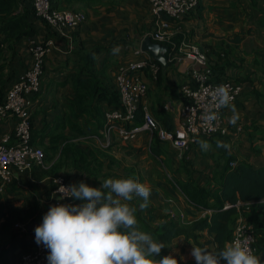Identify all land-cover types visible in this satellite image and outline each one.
<instances>
[{"label":"trees","instance_id":"1","mask_svg":"<svg viewBox=\"0 0 264 264\" xmlns=\"http://www.w3.org/2000/svg\"><path fill=\"white\" fill-rule=\"evenodd\" d=\"M94 1L98 0H91V2ZM201 1L196 11L187 15L184 19L191 18L197 12L202 17L203 9ZM53 3L54 6L59 8L55 0H53ZM35 22L36 24L38 22V24L36 25ZM41 24L46 27L44 38L54 37L56 32L43 19L36 15L32 6V0H0V102L7 89L11 86L12 81L23 71L17 73L15 64L12 70H9L10 63L16 61L15 58H18L19 45L24 39L40 35L42 30H39V26ZM243 34H236L233 38L234 44L224 45L222 43L219 49L209 45V49L206 50L201 46L208 56V64L212 70L211 79L213 81L221 82L222 80L231 79L242 83L239 79L228 75L227 69L236 68L239 65L232 55H234L239 44L243 42ZM183 36V34L176 36L175 39L179 44ZM74 46L75 48L80 47V50L75 53L73 66L68 70L66 78L60 82L62 86L71 84L73 93L75 94L70 102V114L64 111L53 119H49L48 109L40 111L38 109L32 113L33 142L42 146L45 154L61 151L62 144L68 143V140L65 141V139L69 132L71 133L76 128L84 127V125L80 126V118H85V126L91 128L90 134H99L100 129H103L104 125V111L101 107L103 102L107 103L109 108H119L121 106L120 93L115 85V80L113 82V79L107 73L109 67L108 61H104L101 67H97V59L103 50V46L84 49L81 42H78L75 37L73 48ZM73 48L72 50H74ZM257 54L264 60V47L259 49ZM69 60L70 58L67 59L65 64ZM255 61V64L261 62L258 56L255 58ZM128 62L129 60L123 63ZM27 67H24V69ZM169 68L176 69L173 63H170L166 69H163L161 66L158 79L156 80L159 87L163 86L164 75ZM146 74L150 76L148 72ZM150 78L153 79L151 76ZM192 85H195V83ZM181 87L182 85L179 88V96L183 102L185 98L181 92ZM42 93L43 84L41 92L38 95ZM243 94L244 91L235 103L239 101ZM40 113H44V116L39 123L35 119L37 114ZM152 113L165 128L168 130L175 129L176 124L173 114L164 110L162 99L154 100ZM143 119L144 111L143 104H141L135 115V123L141 124L143 123ZM214 137L224 136L214 134L210 137H199L198 140L211 141ZM194 145L196 144H191L190 148L193 149ZM257 150L255 149V151ZM150 152L156 160L161 161L167 169L171 170L172 166L167 147L157 137H154L151 142ZM220 157L225 158V163L221 168L213 171L211 184L205 186L200 184V181L195 176L197 171L194 169L191 159L186 158L181 160L182 165L172 172L171 176L167 178V182L158 183L170 195H184L188 204L196 210L211 209V214L188 224L182 223L180 218L168 217L167 214L166 218L159 224H151L149 218H143L139 214H135L140 230L151 234L153 239L165 245V248L161 250V257L169 254L171 244L176 238L180 237L192 240L196 246H206L210 251H217L230 242L235 223L240 215H243L249 223H253L257 229V241L254 244L257 256L259 257L260 252H264V166H255L243 160L238 162L235 167H231L230 163L237 158L223 147H221ZM45 158H47V155ZM61 158L48 168L35 167L32 172L33 178L41 181L48 176L64 175L70 181L66 170L76 165V158L72 159L71 162L62 160ZM96 160L84 163V168H89ZM180 172L185 173L184 179L180 178ZM109 175L112 174L108 173L103 176ZM30 186L35 185L31 184ZM54 188L55 184L52 179L50 189L54 190ZM20 190L21 187L16 182H13L6 187L4 193L0 194H5V197H8L20 194ZM238 201H242L246 205L242 206L240 210L237 207L224 208L226 203H237ZM75 202L80 203V201ZM155 208L156 206H152V208L147 207L144 210L153 209L155 212ZM0 218L3 219L0 226V235H4V237L0 238V264H13L10 255L15 253L19 248H26L31 245L30 248L22 251L21 254L29 251L33 242L29 238V231H23L19 228L16 230L14 228L15 224L18 222L27 223L31 218L33 222H40L39 224H41L43 208L39 201L36 200V196L31 194V198L26 200V204L23 207L11 206L6 202L0 203ZM202 232H207L210 235L209 240L201 241ZM211 244L214 245L213 249L210 248ZM18 261L19 258L15 264ZM261 264H264V260H261Z\"/></svg>","mask_w":264,"mask_h":264},{"label":"crops","instance_id":"2","mask_svg":"<svg viewBox=\"0 0 264 264\" xmlns=\"http://www.w3.org/2000/svg\"><path fill=\"white\" fill-rule=\"evenodd\" d=\"M55 2L60 9L80 10L87 14V21L72 31L73 42L74 37L75 39L77 38V41L81 42L84 49L103 46V50L97 59V67H101L104 61H108L109 67L107 73L111 76L113 82L115 71L119 64L136 58L133 54V49L141 46L144 35L153 28V16L151 14L149 0H98L94 2H91V0H55ZM201 5L203 9L202 17L197 12L192 15L191 18L181 21L182 30L187 40L196 42L198 45L200 44L196 39L204 40V43L201 42L202 45H200V47L203 46L208 50V46L211 45L219 49L221 48L222 43L224 45L234 44L233 38L236 34L244 33L243 42L239 44L234 55H232L236 60V63L239 64V67L237 66L236 68L233 67L227 69L228 75H231L235 79H239L240 82H242L244 89V94L239 101L230 105L225 112V122L229 129L228 134L223 135V138L214 137L211 141H207L210 144V148L207 151L202 150L200 145L195 143L196 145H194L195 147H193V149L189 148L182 153L169 142H163L167 147L170 163H172L171 170L166 168L167 172H169V176H171L173 170L181 166V162L177 157L182 156V159H191L194 169L197 171L195 174L196 178H198L201 185L205 186L211 184L213 171L221 168L225 163V158L220 157L221 147H217V141H222L230 146L228 149L223 148L236 156V163L244 160L255 166H264V162L258 165L254 164L252 161L254 160L253 156L256 157L261 153L262 148L258 144L259 141H264V123L261 122V119L264 118V60H262V57L257 54V51L264 47V0H202ZM242 14H244V16H242ZM209 15H212L215 18L213 24L210 26L215 25V28H220L222 31L220 34L224 35V37L216 38L213 35L204 32V29H206V27H203L204 21L212 18L208 17ZM242 18L244 22L251 24V28L248 31L242 29L244 26L246 28V24H244L243 21H239ZM235 20L236 26L239 25V31L244 32L237 33L235 31L232 33L231 29L234 28L233 22ZM45 28L46 27L41 24L39 26V30H42L41 34L34 38L41 41L44 40V34H46ZM194 37H196V39ZM50 38H54L56 47L46 60L45 72L42 77L43 93L39 95L40 103L34 110L39 109L40 111L48 109V117L49 119H52L50 114L52 112L58 113L57 108L54 107L56 102L60 103L63 98L68 99L69 97V102L64 108L67 109L63 110L70 114V102L75 94L73 93L71 84L62 86L60 82L66 78L68 70L73 66L75 53L80 50V47L75 48L74 46V50H70L67 39L57 33H55L54 37ZM31 39L32 38L24 39L18 47V58H15L16 61L14 62L15 67H17L15 68L17 73L24 70V67L29 66L31 63L32 57L27 49V44ZM247 39L250 41L258 40L257 42L260 47L254 48L255 44H253V42L245 43ZM116 45L121 46L120 51L113 54L112 49ZM257 56L261 60L259 64H255V58ZM68 58H70V60L65 64ZM173 65L176 69L169 68L167 70L164 75L162 87H159L157 81L151 79L147 74H143L142 77L148 82V85L149 82L151 83L149 86V94L146 99L150 110L153 112L154 100L162 99L164 110L173 114L176 124L179 119V109L182 103L181 97L179 96V88L181 85L190 81L189 68L191 65L190 60H185L181 64ZM168 78H172L173 83L169 81ZM154 85V88H157L160 91L154 92V88H152ZM63 90L65 92H63ZM166 91H168L170 95L166 96L167 98H164L163 95ZM153 93H155L154 96H152ZM62 94L64 95L63 98ZM62 102L65 104L64 100ZM168 104L171 106V109L166 108V105ZM51 106L53 108H51L52 110L49 109ZM233 106L236 114L239 116V119L235 124L229 123V119L233 115V112L231 111ZM101 107L103 111L109 108L105 102L101 104ZM80 120L85 121V118H80ZM84 128L89 131L91 130V128L86 126ZM101 131L102 129H100L99 134H93L94 136L96 135L97 139L95 140L100 144V151L98 150V152L103 155L105 161L107 160L114 163L115 159L109 154V152L113 150L115 154L117 145L121 146L122 143L127 142L121 141L116 143L117 141L114 139V143L112 142L110 145H106L98 139V137L101 136ZM224 138H227L228 140H224ZM237 139H245L249 143L248 146L251 151L245 158L240 157L236 151L231 148V145H233ZM135 141H140V145H143L144 143L146 147L148 145L150 149L151 143L148 133L141 134ZM255 149L258 150L255 151ZM90 168L91 167L84 168V164L83 166L73 165L72 167H69L66 171L68 172L70 182L78 183L83 180L90 186V181L92 179L100 177L94 168L88 172ZM32 172L21 174L17 185L20 186L21 189H28L30 195L34 194L36 196V200L39 201L43 208L44 215L48 211L49 206L52 205V202L55 201V199H53L55 198L53 190L50 189L53 177L48 176L41 181H37L33 178ZM108 173L115 174L113 172ZM179 176L184 179L185 173L180 172ZM29 183L35 186H30L31 184ZM179 195L182 197V201L174 204L171 209L169 207L163 209L165 215L167 214L168 217L183 218L181 219L182 223L184 222V219H188V221L190 220L189 223H191L196 219L211 214L210 212L194 209L188 204L184 195ZM64 203L76 202L73 200L71 202L65 201ZM29 220V222L23 224H26L31 228L29 229L28 235L29 238L32 239V236L35 234L34 229L40 222H37V224L35 221L33 222L32 218ZM201 234L210 237L207 232H202ZM192 245H195L192 240L180 237L176 238L170 247L176 251L177 258H182L183 260V257H185V260H183L184 262L196 264L195 260L188 253V251L191 250ZM30 246L19 248L15 253L10 255L13 264L16 263L21 252L30 248ZM210 248L213 249L214 245L211 244ZM259 258L260 260H264V252L259 253Z\"/></svg>","mask_w":264,"mask_h":264},{"label":"built area","instance_id":"3","mask_svg":"<svg viewBox=\"0 0 264 264\" xmlns=\"http://www.w3.org/2000/svg\"><path fill=\"white\" fill-rule=\"evenodd\" d=\"M149 3L153 28L144 38L151 36L154 41L167 45L169 63L177 65L190 60V81L181 87L185 101L181 103L178 122L174 130H168L151 112L146 102L149 85L142 75L148 72L156 81L161 64L139 46L133 49L136 58L128 63H120L115 71L114 80L120 93L121 106L104 111V125L98 139L110 145L114 139L131 142L137 140L141 134L148 133L150 143L157 137L183 153L191 144L196 143L199 137L228 134L225 112L240 97L243 84L231 79L213 81L206 52L200 45L185 38L181 21L196 11L200 0H149ZM32 6L38 17L67 39L71 50L72 31L87 21V14L80 10L57 8L53 0H32ZM179 34L184 35L180 44L175 39ZM55 47L54 38L42 41L32 38L27 44L32 57L31 63L12 81L0 102V193H4L6 187L13 182L17 183L21 174L31 173L35 167H46L43 147L33 142L32 113L40 103L38 94L42 89L46 60ZM193 83L195 85H192ZM220 85L228 86L229 101L226 106L219 103L216 90ZM141 104L144 119L143 123L136 124L135 115ZM166 108L171 109V106L168 104ZM230 164L231 167L237 165L235 161ZM53 182L55 201L52 204L71 202L70 198L59 199L62 194L57 189L60 184L68 186L72 183L64 175L53 177ZM245 205L246 203L238 201L226 203L224 208L237 207L240 210ZM203 211L212 212L211 209ZM15 226L29 231V227L22 222L16 223ZM237 240L257 256L254 247L257 229L243 215H240L235 223L230 242ZM32 241L31 249L20 255L17 264H48L47 250L42 245H37L35 234Z\"/></svg>","mask_w":264,"mask_h":264},{"label":"clouds","instance_id":"4","mask_svg":"<svg viewBox=\"0 0 264 264\" xmlns=\"http://www.w3.org/2000/svg\"><path fill=\"white\" fill-rule=\"evenodd\" d=\"M120 47L114 46L113 54ZM216 92L219 103L226 106L228 86L220 85ZM231 111L229 123L235 124L239 116L234 106ZM196 143L204 151L210 148L207 141ZM216 143L217 147H230L222 141ZM57 191L62 194L59 199L80 203L50 205L42 223L35 227V242L47 250L48 264H178L172 253L161 257L165 245L138 226L137 208L130 202L139 197L143 201L139 209L148 207L151 189L146 184L129 176L105 179L99 187L83 180L60 184ZM190 255L196 264H261L260 258L238 240L217 251L192 245Z\"/></svg>","mask_w":264,"mask_h":264},{"label":"rangeland","instance_id":"5","mask_svg":"<svg viewBox=\"0 0 264 264\" xmlns=\"http://www.w3.org/2000/svg\"><path fill=\"white\" fill-rule=\"evenodd\" d=\"M242 16H244V14H242ZM208 17H212V18L210 20L206 19L204 21L203 27H206V29H204L205 30L204 32L207 34H211L216 38L224 37V35L220 34L222 33L220 28H215V25L210 26L213 24V20L215 18L212 15H209ZM239 21L240 22L243 21V23L246 24V28L245 26L244 28H242L244 29V31H248L251 28V24L248 22H244L243 18ZM235 22L236 20L233 22L234 28L231 29L232 33L235 31L237 33L244 32V31H239L240 30L239 25L236 26ZM194 38L196 39V37ZM196 40L198 41L200 45H202L201 42L204 41L200 39L199 40L196 39ZM257 41H250L249 39H247L245 43L253 42V44H255L254 48H256V47H260ZM14 62L15 61L10 63L9 70H12ZM168 79L169 81L173 83L172 78H168ZM150 85L151 83L149 82V86ZM154 87L155 85L152 88ZM156 91H160V90H158L157 88H154V92ZM63 92L65 91L63 90ZM154 95L155 93H153L152 96ZM168 95H170V93L166 91L163 96L164 98H167L166 96ZM63 97L64 95L62 94V98ZM63 100L65 101V104L62 102ZM63 100L60 101V103L56 102L54 107L57 108L58 113L52 112L50 114V117H52V119L58 114L63 113V111L67 109V108L66 109L64 108L66 104L69 102V97L68 99L63 98ZM51 108L52 106L49 109ZM43 116H44V113L37 114L35 121L36 122L42 121ZM261 122L264 123V118L261 119ZM79 123H80V126L84 125L85 127L84 120H80ZM84 127L76 128L71 133L69 132L68 136L65 139V141L68 140V143L62 144V148L60 152L59 151L57 153L50 152V154L46 153L47 158L45 161V165H46L45 168L50 167L56 160L60 159L61 157H62L61 158L62 160H68L69 162H71L72 159L76 158L77 166H83L84 163L90 160L97 159L95 162H93L90 165L91 168L90 170H88V172H90L94 168L100 177L98 178L96 177L92 179L90 181V186L99 187L100 183H102L105 179H108V178L116 179V178H121V177L127 178L131 176L137 179L139 182L144 183L150 187L151 194L149 197L148 207L152 208V206L154 207L156 206L155 212L153 209L141 211L139 209V204L142 203L143 201L139 197H134L133 201H131L130 203L132 206L137 208V211L135 214H139L143 218H149V221L151 224H159L161 221H163L166 218L165 212L163 211L165 207H169L171 209L174 204H177L183 200L179 194H177L176 196L170 195L165 190L164 187L158 185V183L167 182L168 181L167 178H169L170 176H169V172H167L166 167L161 163V161L156 160L151 155L148 145L147 147L145 146L144 143L143 145H140L141 143L140 141H137V142L131 141L127 143H122L121 146L117 145L115 154L113 150L109 152V154L112 155L115 159V162L112 163L107 160L106 161L104 160L103 155L98 152V150L100 151L99 149L100 144L97 143V141L95 140L97 138L93 134H90L89 130H86ZM225 139L227 138H224V140ZM115 141H117L116 143L121 142V141H118L117 139ZM258 144L262 148L261 153L257 155L256 157L253 156L254 160L252 161L254 162V164L259 165L262 162H264V153H263L264 152V141L260 140ZM248 145L249 143L245 139H237L236 142H234V144L231 145V148L234 149L240 157L245 158L246 156H248L247 154H250V151H251ZM181 157L182 156L177 157V159H179L180 162L182 159ZM181 165H182V162H181ZM171 166H172V163H171ZM108 172H113L115 174L111 173L112 175L103 176V175H106ZM71 183H74V182H71ZM19 192L20 194L11 195L8 197H5V194L4 195L0 194V203L6 202L11 206L23 207L26 204V200L31 198V195L29 193V190L26 188H22ZM180 219H183V218H180ZM2 221L3 219L0 218V226H1ZM29 221L30 220H28L27 222ZM189 222L190 220L188 221V219H184L183 223L188 224ZM14 228L16 230L18 229L16 226H14ZM1 237H4V235H0V238ZM209 238L210 237L205 236L204 234L201 235V241L209 240ZM171 248L172 247H170L169 249V253H172L175 256V258L178 260V264H189V262L183 261L185 260V257H183V260L182 258L181 259L177 258L176 251ZM190 252L191 250L188 251L189 254Z\"/></svg>","mask_w":264,"mask_h":264},{"label":"water","instance_id":"6","mask_svg":"<svg viewBox=\"0 0 264 264\" xmlns=\"http://www.w3.org/2000/svg\"><path fill=\"white\" fill-rule=\"evenodd\" d=\"M142 50L149 52L152 57L161 64L163 69L169 67L168 46L154 41L151 36L145 37L141 46Z\"/></svg>","mask_w":264,"mask_h":264}]
</instances>
